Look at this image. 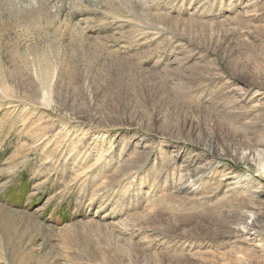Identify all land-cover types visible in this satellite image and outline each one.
I'll list each match as a JSON object with an SVG mask.
<instances>
[{"label":"rangeland","instance_id":"1","mask_svg":"<svg viewBox=\"0 0 264 264\" xmlns=\"http://www.w3.org/2000/svg\"><path fill=\"white\" fill-rule=\"evenodd\" d=\"M256 56L264 0H0V264H264Z\"/></svg>","mask_w":264,"mask_h":264},{"label":"bare ground","instance_id":"2","mask_svg":"<svg viewBox=\"0 0 264 264\" xmlns=\"http://www.w3.org/2000/svg\"><path fill=\"white\" fill-rule=\"evenodd\" d=\"M256 59L259 62L264 61V59L261 60L259 56H256ZM235 132L236 131L231 132L230 134H235ZM242 133V140L246 143L245 148L247 149L245 154L249 153L246 158L254 159L256 157V155H254L255 153L259 154V156L262 155L264 158V123H260L257 126L245 127ZM259 174L264 177V171L261 170ZM244 205V199L235 198L228 206L223 205L219 208L225 220L223 222L218 220L219 224L222 225L217 227L237 238H243L245 235L249 234L257 223L253 215L243 210ZM237 221L240 223L237 224ZM211 222L218 224L216 220H211ZM233 222H235L236 225H233Z\"/></svg>","mask_w":264,"mask_h":264}]
</instances>
